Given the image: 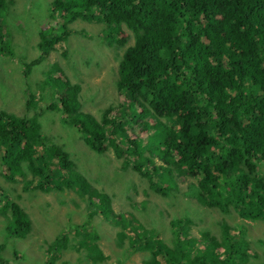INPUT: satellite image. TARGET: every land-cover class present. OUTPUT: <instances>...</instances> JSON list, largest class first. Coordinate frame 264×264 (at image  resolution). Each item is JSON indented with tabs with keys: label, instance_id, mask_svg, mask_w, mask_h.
<instances>
[{
	"label": "trees",
	"instance_id": "16d2710c",
	"mask_svg": "<svg viewBox=\"0 0 264 264\" xmlns=\"http://www.w3.org/2000/svg\"><path fill=\"white\" fill-rule=\"evenodd\" d=\"M12 2L0 0L1 49ZM51 12L56 26L41 31L39 56L26 64L27 77L54 45L74 33L70 26L76 21L102 26L101 47H124L133 40L115 80L121 101L103 110L101 120L79 110L81 87L70 84L57 63L46 71L42 87L61 92L60 108L58 103L48 108H59L64 125L76 128L92 153L112 148L125 158L126 168L146 177L151 191L172 197L179 211L169 220L171 241L162 238L165 226L158 220L146 228L132 211L116 216L110 197L74 169L78 161L72 163L35 117L0 112L4 177L29 191H53L54 185L76 189L95 207L94 214L99 210L119 224L118 245L142 254L143 264H264L246 241L244 223L215 218L220 237L208 230L189 234L207 211L232 209L243 220L264 221V0H53ZM149 117L157 121L150 124ZM134 122L149 131L145 143L127 139ZM60 175L65 180L58 181ZM180 180L187 183L181 201ZM3 192L0 216L7 235L23 238L31 220ZM158 206L148 199L134 203L147 213ZM88 234L89 254L97 262L102 253ZM56 246L47 249L49 257ZM10 263L0 255V264Z\"/></svg>",
	"mask_w": 264,
	"mask_h": 264
},
{
	"label": "rangeland",
	"instance_id": "374dc122",
	"mask_svg": "<svg viewBox=\"0 0 264 264\" xmlns=\"http://www.w3.org/2000/svg\"><path fill=\"white\" fill-rule=\"evenodd\" d=\"M13 1L10 19L3 24L6 26L4 33L7 38L0 48V112L7 111L28 119L35 117L43 130L55 138L54 143L69 152L72 163L78 161V166L74 163V169L97 190L110 197V206L116 216L121 212L132 211L146 228L152 225V221L158 220L157 224L160 221L159 225L165 226L162 238L170 243L172 235L169 220L171 215L179 211L172 197L151 191L146 177L139 170L126 168L125 158L118 157L112 148L102 155L92 153L77 129L64 125L66 116L59 110L61 92L42 87L46 81V71L51 64L57 63L67 74L70 84L81 87L79 110L101 120L103 110L117 106L121 101L115 80L124 50L133 44V40H129L124 47H101L97 36L102 33V26L76 21L70 26L74 33L65 39V43L62 41L54 45L47 59L27 77L24 74L26 64L37 60L39 56L41 31L50 25L56 26V20H51L53 0ZM125 33L130 35L128 30ZM97 62L99 67L96 66ZM54 103H58L59 108H48ZM112 113L114 115L116 112ZM148 121L152 124L157 120L149 117ZM134 124L128 126L127 139H141L145 143L149 131ZM2 155L0 148V189L27 213L32 224L25 237L8 236L5 218L0 216V255L4 260L14 264H143L142 254L118 245L117 234L121 231L119 224L109 222L99 210L94 214L95 207L76 193V189L63 186V190H60L54 185L53 191L26 190L21 181L12 182L4 177L7 166L2 162ZM104 168L106 174L103 173ZM114 171L119 175L116 176ZM260 173L264 175V167H261ZM60 180H65L62 175L60 179L58 177ZM127 183L133 184V188H128ZM178 183L180 195L177 199L181 201L184 198L181 193L187 188V183L183 180ZM94 199L99 200L98 197ZM146 199L159 205L153 213L134 207V203ZM179 205L183 207L181 202ZM159 209L163 211L161 215ZM213 211H207L204 220L191 226L190 236L198 237L200 231L208 230L220 237L214 225L215 218L225 219L234 226L244 223L247 228L244 235L246 241L253 248L255 256L259 257L258 262L264 263V221L243 220L232 209L231 213ZM87 232L95 237L94 242L102 253V259L97 262L89 254L87 243H90L91 237L87 238ZM64 242H67L65 246ZM54 244L57 245L54 247L57 252L49 257L47 249ZM220 249L224 250L223 247Z\"/></svg>",
	"mask_w": 264,
	"mask_h": 264
}]
</instances>
